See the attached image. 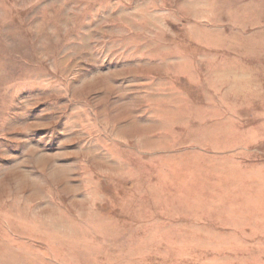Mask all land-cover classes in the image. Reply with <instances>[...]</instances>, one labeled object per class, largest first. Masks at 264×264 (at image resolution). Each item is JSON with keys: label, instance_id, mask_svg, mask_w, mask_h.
Instances as JSON below:
<instances>
[{"label": "rangeland", "instance_id": "374dc122", "mask_svg": "<svg viewBox=\"0 0 264 264\" xmlns=\"http://www.w3.org/2000/svg\"><path fill=\"white\" fill-rule=\"evenodd\" d=\"M0 264H264V0H0Z\"/></svg>", "mask_w": 264, "mask_h": 264}]
</instances>
